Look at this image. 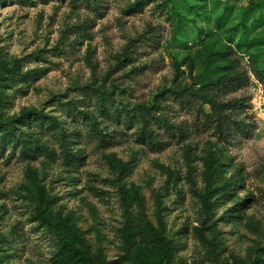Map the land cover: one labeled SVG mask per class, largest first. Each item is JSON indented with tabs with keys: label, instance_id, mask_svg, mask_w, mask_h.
I'll return each mask as SVG.
<instances>
[{
	"label": "rangeland",
	"instance_id": "374dc122",
	"mask_svg": "<svg viewBox=\"0 0 264 264\" xmlns=\"http://www.w3.org/2000/svg\"><path fill=\"white\" fill-rule=\"evenodd\" d=\"M89 1L0 0V264H264V0ZM211 52L246 77L232 137L176 109L191 135L155 149L107 115L197 89Z\"/></svg>",
	"mask_w": 264,
	"mask_h": 264
},
{
	"label": "trees",
	"instance_id": "16d2710c",
	"mask_svg": "<svg viewBox=\"0 0 264 264\" xmlns=\"http://www.w3.org/2000/svg\"><path fill=\"white\" fill-rule=\"evenodd\" d=\"M76 1V0H72ZM156 3V9L163 11L165 4L170 0H136V2L126 8L125 12H140L144 6L150 2ZM161 1V2H160ZM86 7H93L95 10L103 7V4H93L89 0H85ZM150 43L155 44L157 42V36L153 35L150 38H145ZM223 53L211 52L202 62L203 70L197 74L194 78V85L198 88L188 92L186 88H171L163 90L155 96V102L149 106L138 105L132 108H115L114 111L111 108L107 109L108 114L115 118L116 123L123 127H133L134 121L137 122L138 138L149 147L155 149H161L166 146L163 141L159 139V131L162 130L167 138L172 139H185L192 133L191 129L195 133L210 132L214 137L218 139L227 140L232 137L233 133L242 129L244 125L239 121H234L233 111L238 108V100L222 101L221 96L237 89H240L245 81V73L239 70V67L234 62L228 59L227 66L223 64ZM255 75L264 76V70H256ZM110 98V94L103 91L99 96H95V99H99L103 105ZM207 105L212 111L208 114L204 111L203 106ZM63 107V106H62ZM179 110H185L194 115L193 124L190 126V130L183 127L182 124H175L171 122L169 114L175 113ZM230 111V114H226ZM159 114V115H157ZM82 117L83 121L85 118L84 110L81 112L77 109H67V115L64 117L74 121L76 117ZM23 119H26L23 117ZM28 122H36L35 118L28 120ZM65 122H57L53 120V123L49 126L39 122V126L43 133L47 131L55 133L56 127L64 125ZM6 127V126H5ZM4 127V128H5ZM93 127H96L93 124ZM7 128V127H6ZM156 129V130H155ZM54 135V134H53ZM9 137V136H8ZM105 137V136H103ZM106 142L102 138L101 142L103 145ZM25 153H32L30 147L24 146L21 148ZM78 243L80 239L75 236L74 238Z\"/></svg>",
	"mask_w": 264,
	"mask_h": 264
}]
</instances>
